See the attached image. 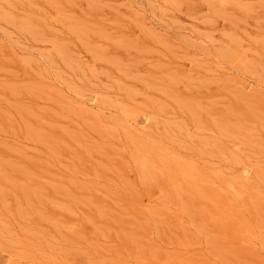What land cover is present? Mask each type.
Wrapping results in <instances>:
<instances>
[{"label":"rangeland","instance_id":"rangeland-1","mask_svg":"<svg viewBox=\"0 0 264 264\" xmlns=\"http://www.w3.org/2000/svg\"><path fill=\"white\" fill-rule=\"evenodd\" d=\"M0 105V264H264V0H0Z\"/></svg>","mask_w":264,"mask_h":264},{"label":"bare ground","instance_id":"bare-ground-1","mask_svg":"<svg viewBox=\"0 0 264 264\" xmlns=\"http://www.w3.org/2000/svg\"><path fill=\"white\" fill-rule=\"evenodd\" d=\"M176 6V5H175ZM178 8V7H177ZM127 9V8H126ZM113 11V10H112ZM114 12V11H113ZM232 17V16H231ZM123 19V18H122ZM132 21V20H131ZM207 22V21H206ZM240 22V21H239ZM135 24V23H134ZM137 24V23H136ZM175 24V23H174ZM119 25V24H118ZM116 26V25H115ZM121 26V24L119 25V27ZM134 26V25H133ZM122 27V26H121ZM120 27V28H121ZM140 27V26H139ZM140 29V28H139ZM76 30V29H75ZM73 31V30H72ZM73 33V32H72ZM145 34V33H144ZM209 34V33H208ZM78 35H81L80 34V32L78 33ZM102 35V34H101ZM152 35V34H151ZM104 36H106V35H104ZM117 37H119V36H117ZM146 37H148V36H146ZM151 37V36H150ZM157 38V37H156ZM203 39V38H202ZM110 40V39H109ZM153 40V39H152ZM117 41V40H116ZM156 41V40H155ZM118 42V41H117ZM195 42V41H194ZM156 44V43H155ZM86 45V44H85ZM117 45V44H116ZM58 48V47H57ZM56 48V49H57ZM64 49V47H61L60 48V50L61 49ZM90 49H91V47H89ZM59 49V48H58ZM151 49V48H150ZM149 50V49H148ZM225 50V49H224ZM91 51V50H90ZM94 51V50H93ZM100 51V50H99ZM136 51V50H135ZM142 51V50H141ZM145 50H143V52H144ZM152 50H150V52H151ZM155 51V50H154ZM223 51V50H222ZM222 51H221V53H222ZM226 51V50H225ZM224 51V52H225ZM228 51H230V49L228 50ZM227 51V52H228ZM56 52V51H55ZM63 52V51H62ZM160 52V51H159ZM169 52V51H168ZM100 53H101V51H100ZM99 53V54H100ZM155 53V52H154ZM170 53V52H169ZM58 54V53H57ZM95 54V53H94ZM172 54V53H171ZM225 54H226V52H225ZM63 55H65V52L63 53ZM155 55H157V53H155ZM230 55H234V54H230ZM229 55V56H230ZM160 56H161V54H160ZM176 56V55H175ZM180 56V55H179ZM225 56H227V55H225ZM228 56V57H229ZM11 57V56H10ZM45 57V56H44ZM56 57V56H55ZM213 57V56H212ZM231 57H233V56H230V58ZM61 58V57H60ZM189 58V57H188ZM227 58V57H226ZM229 58V59H230ZM55 59H57V58H55ZM62 59V58H61ZM69 59V58H68ZM191 59V61L193 60L192 58H190ZM222 59V58H221ZM12 60V59H11ZM20 60V59H19ZM41 60V59H40ZM47 60V59H46ZM49 60V59H48ZM228 60V59H227ZM51 61V60H50ZM49 61V62H50ZM69 61V60H68ZM220 61H222V60H220ZM231 61V60H230ZM8 62V61H7ZM21 62V61H20ZM36 62V61H35ZM228 62V61H227ZM232 62V61H231ZM8 63H10V62H8ZM56 63V62H55ZM61 63H62V61H61ZM67 63V62H66ZM216 63H218V62H216ZM215 63V64H216ZM221 63H223V61L221 62ZM225 63V62H224ZM229 63V62H228ZM12 64V63H11ZM50 65H52V63H49ZM14 65V64H13ZM32 65H33V63H32ZM54 65H56V64H54ZM228 65V64H227ZM232 65V64H231ZM57 66V65H56ZM70 65H68V67H69ZM12 67V66H11ZM38 67V66H37ZM58 67V66H57ZM65 67H66V65H65ZM71 67V66H70ZM69 67V68H70ZM149 67V66H148ZM223 67V66H222ZM23 68V67H22ZM25 68H26V66H25ZM67 68V67H66ZM65 68V69H66ZM24 69V68H23ZM49 69V68H48ZM57 69V68H56ZM68 69V68H67ZM66 69V70H67ZM76 69V68H75ZM224 69V68H223ZM61 70V69H60ZM65 70V71H66ZM76 70H78V69H76ZM4 71V70H3ZM24 71L26 72V70L24 69ZM40 71H42V70H40ZM68 71H71L70 69L68 70ZM75 71V70H74ZM230 71V70H229ZM24 72V73H25ZM31 72V71H30ZM42 72H44V71H42ZM234 72V71H233ZM3 73V72H2ZM60 73V72H59ZM73 73V72H72ZM4 74V73H3ZM30 74V73H29ZM40 74H41V72H40ZM44 74V73H43ZM47 74H49V72L47 73ZM65 74V73H64ZM66 75V74H65ZM75 75H76V73H75ZM46 76V75H45ZM5 77V76H4ZM29 77V76H28ZM68 77V76H67ZM56 78V77H55ZM84 78V77H83ZM32 79V78H31ZM33 79H35L34 77H33ZM68 80H69V78H67ZM94 79H95V77H94ZM36 80V79H35ZM60 80V79H59ZM72 80V79H71ZM207 80V79H206ZM33 81V80H32ZM37 81V80H36ZM63 81V80H62ZM91 81V80H90ZM74 83V82H73ZM5 84V83H4ZM34 84V83H33ZM46 84V83H45ZM23 85V84H22ZM198 85V84H197ZM59 86V85H58ZM71 86V85H70ZM116 86V85H115ZM22 87V86H21ZM25 87H27V86H25ZM39 87V86H38ZM72 87V86H71ZM74 87V86H73ZM16 88V87H15ZM22 88H24V86L22 87ZM29 88H30V86H29ZM78 88H80V87H78ZM87 88V87H86ZM118 88V87H117ZM19 89H20V87H19ZM28 89V88H27ZM27 89H23V90H25V92H28V91H26ZM49 89V88H48ZM72 89V88H71ZM75 89H77V88H75ZM18 90V89H17ZM23 90H21V91H23ZM28 90H30V89H28ZM33 90V89H32ZM31 90V91H32ZM35 90V89H34ZM231 90V89H230ZM16 91V90H15ZM255 91V90H254ZM18 92V91H17ZM30 93V92H29ZM40 93V92H39ZM79 93V92H78ZM19 94V93H18ZM25 94V93H24ZM80 94V93H79ZM81 94H82V91H81ZM13 95V94H12ZM17 95V94H16ZM21 95V94H20ZM33 95V94H32ZM71 95V94H70ZM14 96V95H13ZM46 96H48L47 94H46ZM50 96V95H49ZM48 96V97H49ZM74 96V95H73ZM94 96V95H93ZM42 97H43V95H42ZM48 97H46V98H48ZM52 97V96H51ZM59 97V96H58ZM39 98V97H38ZM50 98V97H49ZM48 98V99H49ZM96 98H97V95H96ZM115 98V97H114ZM134 98V97H133ZM53 99H54V96H53ZM95 99V98H94ZM106 99V98H105ZM135 99V98H134ZM7 101V100H6ZM39 102V101H38ZM52 102V101H51ZM8 104V103H7ZM84 104V103H83ZM6 105V104H5ZM1 106V105H0ZM10 108V107H9ZM37 109V108H36ZM15 110V109H14ZM1 111V110H0ZM26 111H28V110H26ZM37 111H38V109H37ZM50 111V110H49ZM48 111V112H49ZM57 111V110H56ZM15 112V111H14ZM53 112H55V111H53ZM100 112V111H99ZM111 112V111H110ZM146 112V111H145ZM3 113V112H2ZM1 113V114H2ZM28 113V112H27ZM47 113V112H46ZM56 113V112H55ZM54 113V114H55ZM104 113V112H103ZM149 113V112H148ZM15 114V113H14ZM31 114V113H30ZM36 114V113H35ZM43 114H45V113H43ZM51 114V113H50ZM49 114V115H50ZM104 114H106V113H104ZM6 115V114H5ZM32 115V114H31ZM37 115V114H36ZM52 115V114H51ZM93 115V114H92ZM118 115V114H117ZM155 115V114H154ZM2 116H4V115H2ZM35 116V115H34ZM106 116V115H105ZM114 116H115V114H114ZM121 116V115H120ZM46 117V116H45ZM49 117V116H48ZM56 117V116H55ZM91 118H92V116H90ZM29 118V117H28ZM56 118H58V117H56ZM55 118V119H56ZM165 118V117H164ZM30 119H31V117H30ZM40 119V118H39ZM89 119V118H88ZM180 119V118H179ZM6 120V119H5ZM23 120V119H22ZM21 120V121H22ZM123 120V119H122ZM168 120H170V119H168ZM25 123V122H24ZM24 123H21V124H24ZM127 123V122H126ZM2 124V123H1ZM27 124V123H26ZM26 124H25V126H26ZM49 124V123H48ZM127 124H129V123H127ZM187 124H188V122H187ZM53 125V124H52ZM116 125V128H118V130L120 131V132H123V133H125V131H128V129H129V127L127 126V125H125V124H123V122L122 121H120V123H116L115 124ZM189 125V124H188ZM24 126V127H25ZM27 126H29L28 124H27ZM134 127H136V125L134 126ZM3 128V127H2ZM28 128V127H27ZM49 129V128H48ZM28 130V129H27ZM99 130H101L100 128H99ZM24 131V130H23ZM32 131H34L33 129H32ZM39 132V131H38ZM132 132V131H131ZM28 133V132H27ZM34 133V135H35V132H33ZM32 133V134H33ZM37 133V132H36ZM148 133V132H147ZM20 134V133H19ZM3 135V134H2ZM27 135V134H26ZM88 135V134H87ZM152 135V134H151ZM206 135V134H205ZM19 136V135H18ZM36 136H38V135H36ZM208 136V135H207ZM206 136V137H207ZM213 137V136H212ZM23 138V137H22ZM25 138H26V136H25ZM43 138V137H42ZM168 138V137H167ZM217 138V137H216ZM27 140V139H26ZM25 140V141H26ZM159 140V139H158ZM182 140V139H181ZM40 141V140H39ZM151 142V141H150ZM172 142V141H171ZM180 142H182V141H180ZM42 143H43V141H42ZM165 144H167V143H165ZM172 144V143H171ZM3 145V144H2ZM42 145V144H41ZM140 144H138V143H135V142H132V140L131 139H129L128 138V140H127V147L129 148V153L131 154V158L134 160L133 162H135V164H137L138 165V167H140L141 168V172H142V174L145 176L146 175V171H145V166H147V164H148V162H149V159L151 158V157H153V156H155V155H147V153L144 151V150H142L141 149V147L139 146ZM168 145V144H167ZM225 145V144H224ZM104 146V145H103ZM166 146V145H165ZM172 146V145H171ZM13 148V147H12ZM121 148V147H120ZM155 148L156 149H158V151L160 150L159 148H158V146H155ZM226 148V147H225ZM41 149V148H40ZM241 149V148H240ZM39 150V149H38ZM176 150V149H175ZM233 150H234V148H233ZM246 150V149H245ZM201 151V150H200ZM11 152V151H10ZM16 153H17V151H16ZM51 154H53V153H51ZM17 157V156H16ZM26 157H28V156H26ZM23 158V157H22ZM13 159H15V158H13ZM26 159V158H25ZM45 159V158H44ZM201 159V158H200ZM260 159V158H259ZM28 160H29V158H28ZM207 160V159H206ZM15 161V160H14ZM13 161V162H14ZM258 162V161H257ZM5 163V162H4ZM15 164V163H14ZM214 164V163H213ZM216 164V163H215ZM257 164V163H256ZM3 165V164H2ZM9 165V164H8ZM10 165H12V163L10 164ZM258 165V164H257ZM5 166V165H4ZM19 166V164L16 166V168ZM22 166V165H21ZM13 168V167H12ZM22 168V167H21ZM21 168H19L20 170H21ZM221 168V167H220ZM18 169V170H19ZM23 169V168H22ZM221 170V169H220ZM16 171V170H15ZM23 171V170H22ZM1 173V172H0ZM19 173V172H18ZM3 172H2V176H3ZM20 174H22V172H20ZM14 175V174H13ZM146 177V176H145ZM14 178V177H13ZM13 178H11V179H13ZM253 178V177H252ZM251 178V179H252ZM15 179H16V177H15ZM257 179V178H256ZM5 180H7L6 179V177H5ZM33 180V179H32ZM14 181V180H13ZM33 181H35V180H33ZM236 181H238V180H236ZM257 181H258V179H257ZM5 183L7 182V181H4ZM53 184V183H52ZM228 185H230L231 186V190L229 191V189L227 188V187H225V182L224 181H222V182H220V183H218L217 184V186H215V184H211V185H207V184H202V185H200L198 188H199V190H198V192L200 193V194H202L203 195V197L205 198V197H207V198H209V199H211L212 201H213V203L214 204H219L220 206L221 205H223L225 208H227V207H230V206H234L233 204L234 203H236L237 202V200L235 199V198H237V196L239 195V192H241V190H243V186L242 185H239L238 186V184L236 183V184H232V182L231 183H228ZM13 187V186H12ZM23 187V186H22ZM52 187V186H51ZM114 187V186H113ZM48 188V187H47ZM241 189V190H240ZM49 190V189H48ZM51 191V190H50ZM0 192H1V190H0ZM40 192V191H39ZM2 193V192H1ZM42 193V192H41ZM26 195V194H25ZM2 196V195H1ZM30 197V196H29ZM23 198V197H22ZM43 195H42V200H43ZM138 198V197H137ZM199 199V198H198ZM15 200V199H14ZM16 201V200H15ZM30 201V200H29ZM21 202V201H20ZM26 203V202H25ZM255 203V202H254ZM153 204V203H152ZM40 205V204H39ZM55 208V207H54ZM31 209V208H30ZM11 210V209H10ZM9 210V211H10ZM2 211V210H1ZM0 211V212H1ZM8 211V212H9ZM23 211V210H22ZM13 212V211H12ZM2 213V212H1ZM24 213V212H23ZM8 215H9V213H8ZM40 216V215H39ZM158 217V216H157ZM13 220V219H12ZM9 221H10V219H9ZM179 222H180V220H179ZM0 224L5 228V223L4 222H0ZM12 224V223H11ZM148 224V223H147ZM1 225H0V231H1V228H3V227H1ZM119 226V225H118ZM150 227V226H149ZM119 228H121V227H119ZM148 228V227H147ZM189 228V227H188ZM42 229V228H41ZM41 229L39 230V231H41ZM190 230V229H189ZM195 230V229H194ZM68 232V231H67ZM63 233H65V231L63 232ZM202 233V232H201ZM153 234V233H152ZM1 235L2 234H0V238H1ZM8 236V235H7ZM34 236V235H33ZM33 236H31L30 235V238L31 239H33L32 237ZM153 236V235H152ZM194 236V235H193ZM10 238V237H9ZM82 238V237H81ZM8 239V238H7ZM34 239H35V237H34ZM9 240V239H8ZM47 240V239H46ZM51 240V239H50ZM196 240V239H195ZM201 240V239H200ZM55 240H53V242H54ZM47 243V242H46ZM55 243V242H54ZM85 243V242H84ZM224 243V242H223ZM49 244V243H48ZM59 244V243H58ZM115 244V243H114ZM15 245V244H14ZM17 246H18V244H16ZM85 246V245H84ZM1 247H2V242H1ZM6 247V246H5ZM11 247H12V245H11ZM11 247H9V248H11ZM20 247V246H19ZM161 247V246H160ZM3 248V247H2ZM17 248V247H16ZM22 248V247H21ZM41 248V247H40ZM202 248V247H201ZM1 249V248H0ZM12 249H13V247H12ZM18 249V248H17ZM48 249H50L49 247H48ZM65 249H67V248H65ZM75 250V249H74ZM81 250V249H80ZM178 250V249H177ZM17 251H19V250H17ZM44 251H45V249H44ZM47 251V250H46ZM50 251V250H49ZM112 251H113V249H112ZM111 251V252H112ZM179 251V250H178ZM195 251V250H194ZM201 251V250H200ZM203 251V250H202ZM69 252H70V250H69ZM17 253V252H16ZM15 253V254H16ZM18 253H20V252H18ZM84 253V252H83ZM50 254V253H49ZM52 255V254H51ZM50 255V256H51ZM17 256V255H16ZM34 257H35V255H33ZM84 256V255H83ZM37 257V256H36ZM219 257V256H218ZM89 258V257H88ZM133 258V257H132ZM141 258V257H140ZM87 259V258H86ZM11 260V259H10ZM14 260V259H13ZM35 260H37V261H35V262H39L40 264H64L63 262H61V261H59V260H56V258L54 259L53 257H49V258H44V257H39V258H36ZM80 260V259H79ZM184 260V259H183ZM12 261V260H11ZM18 261V260H17ZM23 262V261H22ZM81 262V261H80ZM101 262V261H100ZM106 262V261H105ZM104 262V263H105ZM118 262V261H117ZM211 262V261H210ZM18 263V262H17ZM82 264V263H81ZM88 264V263H87ZM183 264H184V262H183Z\"/></svg>","mask_w":264,"mask_h":264}]
</instances>
